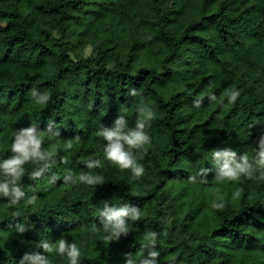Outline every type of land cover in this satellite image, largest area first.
<instances>
[{
	"label": "trees",
	"instance_id": "trees-1",
	"mask_svg": "<svg viewBox=\"0 0 264 264\" xmlns=\"http://www.w3.org/2000/svg\"><path fill=\"white\" fill-rule=\"evenodd\" d=\"M133 87L155 113L139 179L104 157L96 135L121 110L134 123ZM33 88L49 94L46 105L32 100ZM230 89L240 93L231 104ZM50 121L60 135L42 138L56 163L38 180L28 177L41 165L25 164L24 199L9 207L0 198V264L62 236L80 247V264H123L128 252L138 261L147 229L159 233V264H264V179L215 183L213 171L208 184L188 180L214 168L215 148L251 156L264 130V0H0V155L17 129ZM84 157L102 161L91 170L102 184H65L69 170L90 171ZM217 190L223 210L212 207ZM104 201L141 209L118 242L100 225ZM50 264L69 262L54 253Z\"/></svg>",
	"mask_w": 264,
	"mask_h": 264
},
{
	"label": "clouds",
	"instance_id": "clouds-1",
	"mask_svg": "<svg viewBox=\"0 0 264 264\" xmlns=\"http://www.w3.org/2000/svg\"><path fill=\"white\" fill-rule=\"evenodd\" d=\"M127 95L139 97L136 101L135 113L136 118L133 124L129 121L121 110V114L113 121L111 126L100 125L96 135L104 140L103 152L104 157L113 165L118 166L122 170H130L134 179H139L144 175V166L137 162V156L143 158L146 154V145L151 143V137L146 131L148 124L155 118V113L152 107L145 101L142 94L136 88L128 89ZM240 93L238 90L230 89L225 92L228 103H235ZM31 98L38 105H46L50 96L46 92H39L33 88L31 90ZM207 99L209 103L217 101L215 94H210ZM204 97L194 99L193 103L196 108H199L203 103ZM261 121H256L254 126ZM47 135L50 140L55 139L60 135L58 130L54 128V122L50 121L47 127L41 130L36 124H30L27 127L19 128L15 131L8 155H0V198L8 199V206H16L25 197V192L22 189L21 182L25 175L24 165L30 162H35L41 165L36 170L29 174V179L38 180L56 163L53 150L44 147L43 136ZM72 144L69 141L67 148H71ZM250 156L247 151L238 154L231 147L215 148L210 152V157L214 165L213 169L200 168L195 174H190L188 180L190 183L208 184L209 173L214 171L212 181L220 183L223 181L239 182L241 177L248 179H264V130L256 141V146L252 150ZM61 163H68V160L62 158ZM78 163H82L88 172L81 171L78 175L71 170L63 177L65 184L83 183L87 185L97 186L102 184L103 178L99 175H94L92 169L102 167L100 159L84 157ZM259 172V176H257ZM57 177H53L50 183H55ZM216 199L212 202V207L216 210H223L224 195L217 190ZM233 198L240 196V190L236 189L232 193ZM36 197L28 198V204H34ZM18 217V216H17ZM99 222L108 235L106 241H119L121 237H126L129 234V221L136 222L142 218L141 209L130 203L112 204L109 201H104L103 206L99 211ZM19 233L26 231L23 223L15 225ZM92 232H97L99 229L96 224L91 227ZM143 237L147 243L142 244L143 249H148V255L142 256L138 261L133 258L131 252L124 254L123 264H159L160 252L157 250V241L159 233L152 229H147L143 232ZM37 249H42L43 252H25L20 258L19 264H50V256L52 254L66 257L69 264H80L81 249L72 240L69 242L63 236L52 241L47 238H42L36 243Z\"/></svg>",
	"mask_w": 264,
	"mask_h": 264
}]
</instances>
